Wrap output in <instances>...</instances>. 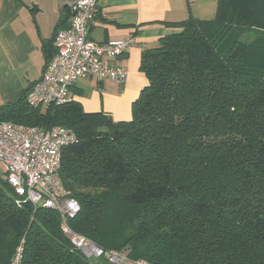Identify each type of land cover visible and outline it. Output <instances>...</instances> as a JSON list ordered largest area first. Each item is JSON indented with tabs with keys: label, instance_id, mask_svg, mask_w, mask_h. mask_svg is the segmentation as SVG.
Wrapping results in <instances>:
<instances>
[{
	"label": "trees",
	"instance_id": "16d2710c",
	"mask_svg": "<svg viewBox=\"0 0 264 264\" xmlns=\"http://www.w3.org/2000/svg\"><path fill=\"white\" fill-rule=\"evenodd\" d=\"M168 24L181 31L142 52L148 83L130 119L73 98L43 110L29 89L0 119L76 132L60 168L81 204L68 224L97 246L152 264H264V0ZM61 223L0 176V264L21 243L23 264H113L87 258Z\"/></svg>",
	"mask_w": 264,
	"mask_h": 264
},
{
	"label": "crops",
	"instance_id": "0c3cea01",
	"mask_svg": "<svg viewBox=\"0 0 264 264\" xmlns=\"http://www.w3.org/2000/svg\"><path fill=\"white\" fill-rule=\"evenodd\" d=\"M71 0H0V105L17 101L39 81L47 51L61 25L70 24ZM218 0H101L91 30L97 42L135 37L123 54L110 59L128 69L121 84L109 78H81L71 88V98L86 111H105L115 120L132 117V104L148 83L140 70L142 52L157 47L160 38L181 31L168 24L190 15L211 19Z\"/></svg>",
	"mask_w": 264,
	"mask_h": 264
},
{
	"label": "built area",
	"instance_id": "2783aa9c",
	"mask_svg": "<svg viewBox=\"0 0 264 264\" xmlns=\"http://www.w3.org/2000/svg\"><path fill=\"white\" fill-rule=\"evenodd\" d=\"M100 1H70V24L56 32V52L45 66L42 78L27 92L30 105L47 107L67 102L71 88L81 78L127 82L128 69L109 61L127 51L135 37L102 43L91 38ZM76 140V132L69 127L44 129L0 119V166L5 167L7 181L20 196L35 206L58 211L63 232L87 258L104 256L113 264H152L145 259L130 258L125 250H105L69 226V219L79 213L81 204L65 187L60 168L63 148ZM22 260L23 243L11 264H23Z\"/></svg>",
	"mask_w": 264,
	"mask_h": 264
},
{
	"label": "rangeland",
	"instance_id": "374dc122",
	"mask_svg": "<svg viewBox=\"0 0 264 264\" xmlns=\"http://www.w3.org/2000/svg\"><path fill=\"white\" fill-rule=\"evenodd\" d=\"M46 107H43V110H45ZM0 176L6 180V169L3 165L0 166ZM95 258L90 259L91 261H94Z\"/></svg>",
	"mask_w": 264,
	"mask_h": 264
},
{
	"label": "water",
	"instance_id": "95a60500",
	"mask_svg": "<svg viewBox=\"0 0 264 264\" xmlns=\"http://www.w3.org/2000/svg\"><path fill=\"white\" fill-rule=\"evenodd\" d=\"M48 61H46L45 65H47Z\"/></svg>",
	"mask_w": 264,
	"mask_h": 264
}]
</instances>
